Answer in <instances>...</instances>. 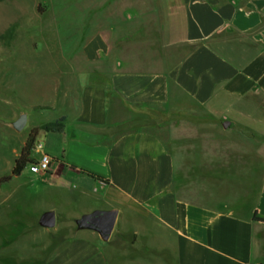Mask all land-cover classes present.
Listing matches in <instances>:
<instances>
[{
  "label": "crops",
  "instance_id": "1",
  "mask_svg": "<svg viewBox=\"0 0 264 264\" xmlns=\"http://www.w3.org/2000/svg\"><path fill=\"white\" fill-rule=\"evenodd\" d=\"M68 16L41 52L53 114L25 125L64 126L37 134L62 144L37 141L54 175L35 159L22 184L51 195L36 227L67 229L44 264H264V119L240 111L264 107V0H76ZM110 211L107 240L77 224Z\"/></svg>",
  "mask_w": 264,
  "mask_h": 264
},
{
  "label": "rangeland",
  "instance_id": "2",
  "mask_svg": "<svg viewBox=\"0 0 264 264\" xmlns=\"http://www.w3.org/2000/svg\"><path fill=\"white\" fill-rule=\"evenodd\" d=\"M72 1L76 0H0V34L13 27L8 45L0 41V178L11 174L31 132L28 126L16 131L12 123L21 115L40 123L53 114L43 107L52 100L54 78L47 69L51 63L41 52L55 49L53 20L57 16L68 19ZM251 107L240 111L264 119V107ZM44 135L40 133L35 144L41 141L47 153L58 150L60 157L62 144ZM31 158L37 159L33 150ZM28 165L22 175L0 184V264H44L53 240L67 233V229L36 227L39 215L53 204L51 195L40 190L25 194L28 190L22 184L37 179L31 172L34 167Z\"/></svg>",
  "mask_w": 264,
  "mask_h": 264
},
{
  "label": "trees",
  "instance_id": "3",
  "mask_svg": "<svg viewBox=\"0 0 264 264\" xmlns=\"http://www.w3.org/2000/svg\"><path fill=\"white\" fill-rule=\"evenodd\" d=\"M12 31L13 27L11 26L8 30H6L4 34H0V41H2V43H4L5 45H8V43L11 41ZM63 128V119H58L54 122L46 123L40 127L32 129L20 150L19 156L14 160L11 174L0 178V184L9 182L13 177L19 176L28 164L34 163L33 159L31 158V153L35 145L36 136L39 131H43L46 133H62ZM253 220L264 223V218L258 216L257 214L253 215Z\"/></svg>",
  "mask_w": 264,
  "mask_h": 264
},
{
  "label": "water",
  "instance_id": "4",
  "mask_svg": "<svg viewBox=\"0 0 264 264\" xmlns=\"http://www.w3.org/2000/svg\"><path fill=\"white\" fill-rule=\"evenodd\" d=\"M26 125V116L21 115L12 123V127L16 131H21ZM115 212H95L90 215L82 217L78 222V226L82 229H88L96 232L102 240H107L115 224ZM40 225L46 228L54 226V214L46 213L43 215Z\"/></svg>",
  "mask_w": 264,
  "mask_h": 264
},
{
  "label": "built area",
  "instance_id": "5",
  "mask_svg": "<svg viewBox=\"0 0 264 264\" xmlns=\"http://www.w3.org/2000/svg\"><path fill=\"white\" fill-rule=\"evenodd\" d=\"M33 152L37 154V161L35 163L36 169L43 176L51 178L56 172L57 162L48 154L42 152V145L35 144Z\"/></svg>",
  "mask_w": 264,
  "mask_h": 264
}]
</instances>
